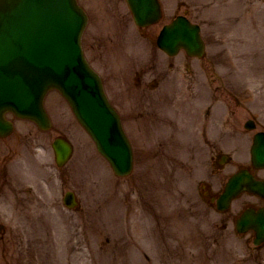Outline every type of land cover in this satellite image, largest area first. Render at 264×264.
Instances as JSON below:
<instances>
[{"label":"rangeland","instance_id":"374dc122","mask_svg":"<svg viewBox=\"0 0 264 264\" xmlns=\"http://www.w3.org/2000/svg\"><path fill=\"white\" fill-rule=\"evenodd\" d=\"M80 3L85 6L88 5L92 9H96L97 5L98 9L96 12L91 13L90 19L88 22V25L85 29V33L83 35V44L85 48V53L87 57L94 61V53L96 47H99L98 45L102 41L105 43L106 46L101 48L100 53L102 55V60L100 61V65L95 61L96 67L99 66V69L105 70V68H110L112 73H117L118 70L121 68V59L123 58V52L120 47V44L122 42L121 38L112 32L111 26L107 23V20L109 18V13L105 9V6H107L108 3H113V0H79ZM204 2V1H203ZM203 2H199L198 0H195L191 2V6H193V9H201L200 6L202 5L204 7ZM85 4V5H84ZM201 4V5H199ZM260 7L258 9L260 10L259 15H264V0H260ZM263 6V8H262ZM205 11V10H203ZM264 19V16H263ZM90 23V24H89ZM117 28V27H116ZM158 26L156 27L157 30ZM264 28V26H263ZM101 30L102 33H104V39L102 40V36L99 34H96L98 32H94V30ZM106 33H109L113 39V41H109L106 38ZM252 32L249 31L247 33V36H252ZM93 37H97L98 44L95 46L94 49L91 50V39ZM116 37V39H114ZM131 38L128 36V39ZM93 46V45H92ZM242 50H240V53ZM264 56V54L262 55ZM243 57L240 56L239 59ZM251 62V63H250ZM246 63L243 67H238L239 63H236L234 65V68L237 73H242L244 71V76H251L253 75L258 69L261 68L262 64H264V57L261 59H254ZM231 63L228 65H225V69H228ZM240 70H239V69ZM229 72L228 70H226ZM234 79V77H233ZM235 81H237L235 79ZM260 83V82H259ZM237 83L233 82L231 85H236ZM251 88L256 87L253 82H251ZM257 88V87H256ZM58 94L55 92H51L48 96V99L51 102H53L54 107L57 108V111L55 113L54 120L58 122L57 125V131H61V129L66 132L68 135H70L73 139L80 140L84 139L85 137L88 141V136L85 134V132L82 130V128L72 120L71 116L69 115L67 108L63 105V102L58 99ZM47 105V104H46ZM49 105V104H48ZM251 107L252 109L256 108L259 109L260 107L264 108V99L257 97V98H251ZM52 111L55 110V108H51ZM53 114V112H51ZM256 113V112H255ZM259 115L258 120H261L264 122L263 114L262 113H256ZM15 123H18L15 121ZM256 129H259L258 127ZM239 132L245 133L243 135V143L242 144H248L251 133L252 132H244L243 129H241ZM47 136L50 137V134L47 133ZM46 136V137H47ZM82 142V141H81ZM90 143V141L88 142ZM235 143L232 138H229V142L226 144L224 143L223 150L232 151L231 149L234 147ZM86 146L88 144L86 143ZM81 146H78L77 149H80ZM228 148V149H226ZM4 147L0 148V153L2 154L4 152ZM87 148H83V152L81 151L75 155V161L68 163L65 167H63V171L69 167L70 173L67 174L70 178L67 179L68 185L67 188H71L73 190H77L81 197H82V205L80 209L85 205L87 209H83L80 212H74L72 210L68 209H59L55 212V215L47 216L41 208L35 209V213H38V216L43 219L42 221H36L30 226L27 225L28 220L31 218L32 215V209L28 210V217L27 222L24 225L23 223L20 225L18 222L16 225L10 224L7 228L8 232L7 235H5L4 240H0V264H80L82 263V260L77 254L78 250V239L81 240L82 235L79 231L78 225H83L85 227V240H86V246H85V261L87 262L88 259L92 260V264H126L127 261V255H131V242L130 238L127 239L125 236L127 235V232L124 229L125 223L128 221L130 222V229L132 231L133 236L135 239H139L143 242L144 247L142 248H148L152 249L150 244L153 242V240H157L159 236L157 237L158 231H156L157 224L160 222L162 225H164L162 222H167L166 219L160 220V218H155L154 216H157V212L154 209H151L150 205L145 203L148 191L149 189L145 187L144 183L139 178V181H137L138 175H141L139 171L142 169L141 165L139 167V170H137L134 175L136 176V179H128L126 183L127 187H129L131 190L135 192V197L133 199H129L127 196H120L122 197L121 200H119V204L115 203V200H112V188L109 187L106 188L105 194H98V200L99 202L97 204V210L94 212L92 206L94 204L93 199L95 198L99 187L101 186V180H106L108 182L109 180H115L113 176L106 172V167L101 163L98 162L95 158L91 157V153H86ZM244 155V152H243ZM239 157V156H238ZM238 159V158H236ZM236 162H234L235 164ZM162 166V165H160ZM146 168L149 169L147 166ZM161 169H164L162 167ZM133 175V177H134ZM65 179V176H63ZM132 177V178H133ZM180 177H152L150 179L151 183L158 182L157 183V190L155 191L156 195L161 198V203H158V206L161 208V214L164 217L170 218L171 220H176L178 216V204L176 203L175 199H178L182 201L184 197L186 196V190L184 188H180L177 186V182L179 181ZM116 181V180H115ZM119 185H116L114 188L118 189L119 191L123 192L125 188L122 185L119 188ZM173 188L175 192H169L170 189ZM199 207L202 205L199 200ZM36 206V205H35ZM116 207H120L121 210L117 209ZM79 209V210H80ZM201 209V208H200ZM202 210V209H201ZM203 211V210H202ZM75 213V214H73ZM2 214L6 217L7 211L2 212ZM124 215V220L120 219V215ZM74 215V216H73ZM200 216V215H199ZM37 218V215L35 216ZM51 217L53 220V225L50 223H46L45 218ZM214 219L216 216H212ZM77 219H81L83 221V224H78ZM84 219V220H83ZM76 220V222H75ZM81 221V222H82ZM184 224L189 225V232H188V240L192 239L193 237V231L191 228L193 227L190 224V219L182 220ZM80 222V223H81ZM118 223L120 225H118ZM174 224V223H172ZM194 224V223H193ZM121 226V227H120ZM178 227V226H177ZM176 228H173L170 225L163 226V232L165 233V239H167L168 244H174L172 241L169 242L168 240H174L178 239V244L180 245V249L182 252V259L176 258L175 263L176 264H182L183 261H191V258L184 253L183 251V245L184 242V236H185V230H179ZM184 229V227L182 226ZM121 229L122 233H118L119 240H122L118 242V249H112L110 242L108 239H112V237L109 235L110 233L112 235L117 234L118 230ZM48 232V234L46 233ZM180 234V235H177ZM184 234V235H181ZM110 237V238H109ZM163 238V237H161ZM134 239V238H133ZM37 240V241H36ZM150 242V243H149ZM135 243V241H134ZM157 243V242H156ZM187 243V242H186ZM75 245V248H72V245ZM74 249V250H73ZM141 249V248H140ZM34 250V252H33ZM31 251L33 252L31 255ZM74 251V252H73ZM76 251V252H75ZM124 251V252H123ZM187 251H192L187 250ZM47 253V255H46ZM194 253V252H193ZM204 252H202L203 254ZM53 254V256L51 255ZM76 254V256L72 259V255ZM90 255V256H89ZM92 255H95V257H92ZM36 256V257H35ZM219 260V257L217 255L214 256ZM167 259H169L167 257ZM118 262H117V261ZM124 262H122V261ZM171 260H174L171 258ZM201 256L195 253V256L193 257V261L200 262ZM202 260L204 259V256L202 257ZM116 261V262H115ZM83 263V264H84ZM90 264V263H88Z\"/></svg>","mask_w":264,"mask_h":264},{"label":"water","instance_id":"95a60500","mask_svg":"<svg viewBox=\"0 0 264 264\" xmlns=\"http://www.w3.org/2000/svg\"><path fill=\"white\" fill-rule=\"evenodd\" d=\"M55 1V6L52 3V7L45 5L39 10L27 8L20 0H0V134L8 129L2 116L4 111L35 120L34 108L41 107L43 94L57 88L69 99L101 152L125 169L129 148L123 143L125 140L121 141L120 156L111 145L112 138L118 137V124L103 96L100 81L80 49L85 18L74 0ZM129 1L133 2L136 20L148 22L134 9L139 1ZM236 186L234 179L229 184V193Z\"/></svg>","mask_w":264,"mask_h":264},{"label":"flooded vegetation","instance_id":"af4514ba","mask_svg":"<svg viewBox=\"0 0 264 264\" xmlns=\"http://www.w3.org/2000/svg\"><path fill=\"white\" fill-rule=\"evenodd\" d=\"M153 69L156 71L157 74L160 73V72L155 68V66L153 67ZM146 104H147L148 107H147V109H146V111H145V118L148 119V120L156 118V114H157V113H156V110H155V109L152 107V105L149 103V100L146 101ZM13 144H14V143H12V144H8V146H10V145L13 146ZM262 205H263V201L260 200V199H258V198H256V200H254V202H253V206H254L255 208H258V207H260V206H262ZM252 235H253V234H252ZM252 235H250L248 239L252 238V237H253Z\"/></svg>","mask_w":264,"mask_h":264}]
</instances>
